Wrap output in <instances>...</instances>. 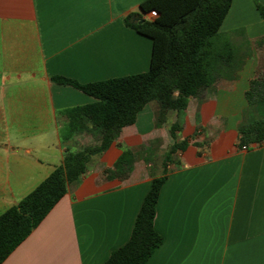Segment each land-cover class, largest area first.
Returning <instances> with one entry per match:
<instances>
[{
	"label": "crops",
	"instance_id": "obj_1",
	"mask_svg": "<svg viewBox=\"0 0 264 264\" xmlns=\"http://www.w3.org/2000/svg\"><path fill=\"white\" fill-rule=\"evenodd\" d=\"M142 1L0 0V215L89 145L85 133L62 134L66 112L95 99L53 78L84 85L148 71L152 41L125 23L145 18ZM219 35L238 68L208 76L181 113L146 104L2 264H104L129 240L169 147L182 142L156 203L162 243L145 264H264V142L237 145L245 93L264 76L254 1L232 0Z\"/></svg>",
	"mask_w": 264,
	"mask_h": 264
},
{
	"label": "trees",
	"instance_id": "obj_2",
	"mask_svg": "<svg viewBox=\"0 0 264 264\" xmlns=\"http://www.w3.org/2000/svg\"><path fill=\"white\" fill-rule=\"evenodd\" d=\"M264 19V7L253 0ZM232 0H144L139 10L147 20L131 14L128 27L152 41L149 69L145 73L88 84L56 77L58 84L72 86L95 99L94 103L66 112L62 138L80 134L97 138L93 145L67 152L60 166L31 193L0 215V264L44 219L66 193V186L78 181L92 156L101 155L119 131L136 120L138 112L156 102L163 110L184 111L187 99L197 92L208 76H225L238 68L232 45L219 35L220 26ZM206 84V80L203 86ZM247 109L240 126L238 147L264 142V76L254 78L245 93ZM174 137L177 124L170 126ZM185 142L174 143L163 158L164 175L153 178L145 195L129 240L113 251L104 264H145L162 237L154 229L156 203L164 183L166 165Z\"/></svg>",
	"mask_w": 264,
	"mask_h": 264
},
{
	"label": "rangeland",
	"instance_id": "obj_3",
	"mask_svg": "<svg viewBox=\"0 0 264 264\" xmlns=\"http://www.w3.org/2000/svg\"><path fill=\"white\" fill-rule=\"evenodd\" d=\"M243 58H245V57H243ZM205 80L207 82V78H205L202 82L204 83ZM203 83H202V85L199 86L198 90L203 87ZM81 139H83L82 143H83L84 139H86V143L85 144H89V145H93V144H95L97 142V138L95 136L89 135V134L85 135V137H83Z\"/></svg>",
	"mask_w": 264,
	"mask_h": 264
},
{
	"label": "built area",
	"instance_id": "obj_4",
	"mask_svg": "<svg viewBox=\"0 0 264 264\" xmlns=\"http://www.w3.org/2000/svg\"><path fill=\"white\" fill-rule=\"evenodd\" d=\"M156 16H157L156 12H155V11H152V12H150L149 14L145 15V19H147V20H152V19H154ZM243 148H245V147H243Z\"/></svg>",
	"mask_w": 264,
	"mask_h": 264
}]
</instances>
